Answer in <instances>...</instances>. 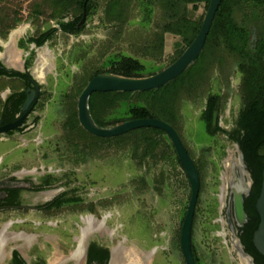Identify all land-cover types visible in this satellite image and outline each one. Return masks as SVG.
<instances>
[{"label": "rangeland", "instance_id": "obj_1", "mask_svg": "<svg viewBox=\"0 0 264 264\" xmlns=\"http://www.w3.org/2000/svg\"><path fill=\"white\" fill-rule=\"evenodd\" d=\"M108 1H95L97 12L82 36L69 37L59 31L52 42L43 48H34L31 73L37 78L34 71L40 55L50 52L45 77L37 79L41 83H49L54 89L52 92V87H49V97L43 101L38 116L32 117L39 118L34 128L10 137L0 135V180L18 176L37 186L41 180L52 176L62 183L43 192L25 190L21 195V208L0 212V234L7 224H11L10 232L37 235L30 247L32 252L29 249L26 253L33 255L34 251L42 255L46 263L56 264L78 248L77 239L87 228L83 218L90 216L97 223L104 222L106 231L94 229L89 243L99 242L111 250L116 244H122L139 256L137 264H186L180 238L190 191L186 172L176 160L161 157L142 161L135 158L130 150L113 148L81 163L64 139L66 113L63 100L66 94L71 93L75 79L83 75L84 69L95 70L93 66L98 67L105 58L119 54L142 60L149 69L164 68L170 62L178 40V37L167 36L164 58L153 60L145 53L146 45L154 39L159 21L157 8L154 7L150 13L148 4L151 0L127 3L128 22L122 27L106 20ZM52 11L47 0L0 1V12L11 15L10 18L21 19L6 37L1 35L0 28V45L5 48L11 38L16 50V43L25 33L26 37L31 34L38 36L48 27L57 28L58 19L53 18L57 10L54 8ZM203 13L202 7L195 17ZM20 30L25 33L12 37L13 32ZM0 53H5V49ZM2 60L7 62L5 58ZM212 77L211 91L220 92L222 97L218 111L221 127L232 132L237 128L242 108L244 76L229 63L223 66V70L215 69ZM52 82L58 85L54 86ZM206 104L205 94L199 100L185 99L180 112L183 143L203 171L195 242L205 264H241L237 253L233 252L231 238L227 236L226 240L221 235L222 220L224 217L227 219V210L222 215L220 210L224 163L229 158V150L236 149L238 145L226 135L213 137L207 133L202 122ZM54 191L59 193L48 199L43 196ZM62 194L68 198L82 197L85 203L60 212L37 210ZM92 205L94 209L89 210ZM15 245L11 244L8 251L14 250ZM68 264L76 263L71 261Z\"/></svg>", "mask_w": 264, "mask_h": 264}, {"label": "trees", "instance_id": "obj_2", "mask_svg": "<svg viewBox=\"0 0 264 264\" xmlns=\"http://www.w3.org/2000/svg\"><path fill=\"white\" fill-rule=\"evenodd\" d=\"M95 1L47 0V5L53 11L54 8L57 10L53 18L58 19V26L61 29L40 31L38 37L31 38L30 42L38 48L43 47L59 30L65 36L83 35L86 23L79 25L84 17V11L90 19L96 14ZM130 1L109 0L105 11L106 20L118 27L124 26L128 22L125 9ZM210 4L211 0H151L148 4L150 13H153L154 7L157 8L159 21L154 32V39L145 47L146 55L153 57V60L161 61L164 58L167 36L178 37L172 58L166 67L149 69L148 65L140 59L125 54L111 55L104 59L102 65L93 66L95 70L91 71L87 67L83 75L75 79V87L63 100V109L66 113L63 127L66 133L64 139L72 146V152L79 162L86 163L102 151L117 148L119 151L130 150L135 154V158H140L142 161L161 157L168 160L175 159L184 170L170 138L162 130L142 128L114 138H100L88 133L79 121L78 99L88 83L100 74L144 79L155 76L173 65L197 38ZM202 7L204 13L196 18L195 14ZM10 17L11 15L6 16L0 12V28L3 37H6L8 32L21 22L18 17ZM67 18H69L68 21H66ZM253 35L256 36V41L251 43ZM229 63H232L234 68H238L244 76L242 108L237 128L232 132H227L220 127L213 128L214 114L220 111L222 97L220 92L211 91L213 71L219 68L223 70V66ZM0 77L22 79L25 75L8 70L0 64ZM203 94L207 95L206 109L202 116L205 130L213 137L218 134L226 135L232 142L239 145L254 181L250 195L245 198L248 221L239 229V238L246 253L254 258L255 264H264V257L256 250L253 242L254 234L260 225L256 205L261 195L264 173V0H222L200 56L177 79L162 88L146 92L93 93L89 99V109L95 123L104 129L132 120L158 119L171 125L182 139L180 131L182 103L185 99L199 100ZM25 100V93L22 92L14 94L7 101L3 113L7 122L16 120ZM184 146L188 150L185 144ZM169 152L174 157L172 154L169 155ZM188 152L191 155L189 150ZM195 164L200 173L202 188L203 171L198 162L195 161ZM186 178L191 199V186L187 175ZM55 182L56 179L52 176H48L44 181L48 187ZM143 182L147 184V181ZM43 189L47 188L40 187L37 190ZM8 193L10 194L8 204L19 205V190H9ZM84 203L82 197L68 198L66 194H62L53 202L39 207V210H45V213L60 212L63 209L82 206ZM93 209L94 205L89 210ZM187 209L188 207L184 212L182 224ZM196 222L197 215H195L193 227L194 258L196 264H205L195 242ZM109 260L108 249L96 244L91 245L88 255L89 264H108Z\"/></svg>", "mask_w": 264, "mask_h": 264}, {"label": "water", "instance_id": "obj_3", "mask_svg": "<svg viewBox=\"0 0 264 264\" xmlns=\"http://www.w3.org/2000/svg\"><path fill=\"white\" fill-rule=\"evenodd\" d=\"M222 0H211L210 7L205 16L201 31L199 32L197 38L193 44L185 51V53L170 67L162 71L161 73L144 78V79H129L123 78L115 75L100 74L94 77L86 86L84 91L79 97L78 101V117L81 126L90 134L100 137V138H114L125 134H128L134 130L142 128H154L162 130L167 134V136L172 141L178 158L182 164L184 171L188 177L191 186V199L186 212V216L182 225L181 230V250L186 261V264H196L194 253H193V227L194 220L197 211V206L199 202L200 192H201V177L198 168L189 154L188 150L184 146L182 139L178 132L168 123L158 120V119H141L132 120L112 128L104 129L98 126L91 116L89 109V99L93 93L97 92H146L154 89L162 88L169 82L177 79L191 64H193L200 56L207 37L210 33L212 24L219 10ZM86 20L85 11L82 23ZM59 29H61L59 27ZM256 41V36L253 35L251 38V43ZM1 62V53H0ZM34 109L33 97L29 96L23 106L22 112L25 113L20 119L15 122H10L5 124L4 121L0 122V135H6L18 128H20L27 116ZM218 113L214 114V125H217ZM240 150L239 146H237ZM241 157L245 167L248 171L244 155L240 150ZM248 181L250 183L249 189L246 194L242 197L240 202V213L242 215V221L239 224L238 230L247 223L248 216L245 212V198L250 195L254 181L252 179L251 173L248 171ZM30 186L24 182H4L0 183V189H15V188H29ZM4 197V194H0V199ZM257 212L260 216V225L254 234V245L256 250L264 257V173H263V183L260 198L256 205ZM228 219L230 216L228 211L226 213ZM237 238L240 243L242 253L249 257L252 264H255L254 258L246 253L244 246L242 245L241 239ZM239 257V255L237 254ZM113 259V253L111 252L110 264ZM240 259V258H239ZM241 261V260H240Z\"/></svg>", "mask_w": 264, "mask_h": 264}, {"label": "flooded vegetation", "instance_id": "obj_4", "mask_svg": "<svg viewBox=\"0 0 264 264\" xmlns=\"http://www.w3.org/2000/svg\"><path fill=\"white\" fill-rule=\"evenodd\" d=\"M85 16H86V20H85V22L84 23H82V21H81V23H80V25L79 26H82V25H84L85 23H86V26H85V32L87 31L86 29H87V25H88V22L90 21V16H87L86 15V12H85ZM69 20V19H68ZM68 20H66V21H68ZM57 28L59 29V26H57ZM60 31V30H59ZM61 32V31H60ZM57 33H59V32H56L55 34H54V37H55V35L57 34ZM80 36H82V35H80ZM80 36H78V37H80ZM35 37H38V36H35ZM69 37H75V36H72V35H70ZM54 40V38L52 39V40H50V41H48L47 43H50V42H52ZM46 43V44H47ZM45 44V45H46ZM35 45V44H34ZM44 45V46H45ZM43 46V47H44ZM6 47H7V51H6V53L3 55V57L5 58V59H7V56H8V54H9V51L8 50H10V46L9 45H6ZM35 47H37L36 45H35ZM43 47H40V48H43ZM38 48V47H37ZM11 49H13L12 47H11ZM1 64V63H0ZM32 70V69H31ZM31 70H27L25 73H24V75H25V78H22L21 79V82H22V89H23V92L25 93V96H26V100H27V98L29 97V96H32L33 97V106H34V109L31 111V113L27 116V118H26V120H25V122H24V124L20 127V128H18V129H16V130H14V131H12V132H10V134H12L11 136H13V135H15V134H17V133H26L27 131H29V130H31L32 128H34L35 127V124H36V122H37V119H39L38 117H34V119H32V117L33 116H38L37 114L39 113V111L41 110V107H42V105H43V101L45 100V99H47L46 97H49V94H50V89H49V87L51 86L49 83H41L39 80H42V79H44V77H45V74L43 75L44 77H39L38 75H37V73L34 71V73H35V75L37 76V78L39 79H37L36 77H34V75L31 73ZM48 82V81H47ZM48 87V88H47ZM52 87V86H51ZM26 100H25V102H26ZM25 102H24V104H25ZM24 104H23V106H24ZM23 106H22V109H23ZM22 109H21V113L20 114H17V116H16V120H14V121H12V122H15V121H17L18 119H20L22 116H24L25 115V113L24 112H22ZM216 113H218V112H216ZM36 120V121H35ZM1 122V121H0ZM4 122H5V124H7V123H10V122H7V120H6V118H4ZM238 123V122H237ZM216 127H220L221 129H223L222 127H221V122H220V116H219V113H218V120H217V125H214L213 124V128L215 129ZM237 127V126H236ZM224 130V129H223ZM10 134L8 133V134H6L7 136H9L10 137ZM2 136V135H1ZM239 146V145H238ZM237 147V146H236ZM240 148V147H239ZM241 150V149H240ZM240 150L238 149V147L236 148V154H237V156L238 157H240ZM233 172H235V173H233ZM27 174V173H26ZM26 174H24V175H26ZM21 176H23V175H21ZM235 176H237V179H240V176H241V172H240V170L238 169V168H235L233 171L231 170L230 171V179H229V188H230V190H229V193H230V196L228 197V200H227V202H226V205H225V207L224 208H221L220 210H221V215H222V213L224 212V210H227L229 207H231L232 205H231V203L229 202V200H230V197H231V195H232V189H231V187H230V184H231V182H232V179H234L235 178ZM44 181H45V179L44 180H41V183L39 182V185H35V184H33V183H29V180L28 179H26V178H20V177H18V176H14V177H10V178H8V179H5V180H0V183H4V182H24V183H26L27 185H29L30 187L29 188H15V189H0V194H4V197L3 198H1L0 199V212L1 211H4V210H9V209H19V208H21V195H22V193L25 191V190H30V191H33V192H43V190H37V189H39L40 187H43V188H47V189H50V188H52V187H55L56 185H58V184H61L62 183V181L60 182H58L57 180H56V182L55 183H53L52 185H51V187H48L45 183H44ZM36 189V190H35ZM9 190H19V202H20V204L19 205H14V206H11V205H9L8 204V201H9V197H10V194L8 193V191ZM49 193V192H48ZM52 193H54L52 196H55L56 194H58L59 192L58 191H54V192H52ZM45 194L46 193H44L43 194V196H45ZM51 196V197H52ZM58 196H60V195H58ZM57 196V197H58ZM51 197H49V198H51ZM56 197V198H57ZM55 198V199H56ZM233 198V197H232ZM48 199V198H47ZM54 199V200H55ZM53 200V201H54ZM53 201H51V202H53ZM50 202V203H51ZM221 202V201H220ZM49 204V203H48ZM47 205V204H46ZM42 207H44V206H42ZM37 210H39V208L37 209ZM40 211H43V212H45V210H40ZM227 217V216H226ZM224 219H225V217H224ZM225 221H226V228L228 227V229H226L225 228V230H226V232L228 233V237H230V233L232 232V230H231V228H230V226H229V224H228V220L227 219H225ZM223 224V226H222V229H223V231H224V223H222ZM235 224V223H234ZM12 227V225L11 224H7L4 228H5V232H7V233H9V235H14V236H16V235H25V236H27V237H31V239H27V238H19V239H16V240H14V241H10L9 243H6L5 245H3V244H0V264H48V263H46L45 262V260H44V258H43V256L42 255H40V254H37V253H35L34 251H33V255H30V254H32V253H30V254H28V253H26L27 252V250H29L30 249V251L32 252V249L30 248L32 245H33V242L37 239V235H34V234H27L26 232H20V233H16V232H10V228ZM236 227V226H235ZM4 230V229H3ZM3 230L1 231V234H2V232H3ZM1 234H0V238H1ZM224 237V236H223ZM228 237H225V238H228ZM227 240V239H226ZM15 242V243H14ZM11 244H16L14 247H15V249L14 250H12V251H8V247L11 245ZM92 244H96L97 246H99V247H101V248H104V249H108L109 251H110V257H111V252L113 253V248H112V250L110 249V248H108V247H106V246H104L103 244H101V243H99V242H92V243H87V247H86V251H85V255H84V259H83V263L82 264H89V262H88V255H89V249H90V247H91V245ZM24 248V249H23ZM25 250V251H24ZM235 252V251H234ZM17 253V255H15ZM66 257H70V256H66ZM113 260V259H112ZM71 261H74V260H69L66 264H68L69 262H71ZM75 262V261H74ZM112 263V262H111ZM93 264H97V263H93ZM108 264H110V260H109V263Z\"/></svg>", "mask_w": 264, "mask_h": 264}, {"label": "bare ground", "instance_id": "obj_5", "mask_svg": "<svg viewBox=\"0 0 264 264\" xmlns=\"http://www.w3.org/2000/svg\"><path fill=\"white\" fill-rule=\"evenodd\" d=\"M22 31L23 30L13 32L12 37L20 35ZM8 51H9V54L6 59L7 61L6 63L8 64V66L12 68L19 69L22 64L19 54L17 53L16 50H13L11 48ZM49 53L50 52L47 51V53L40 55V59L35 68V72L37 73L39 77H44L43 75L45 74L46 67L48 65L47 55H50ZM224 168H225L224 169L225 171L223 173V186H222V191L220 194L222 208L225 207L228 197L230 196V193H229L230 171L231 170L233 171L235 168H238L241 172L240 179H237V176H235V178L232 179V182L230 184V187L232 189V195L230 197L229 202L231 203L232 206L227 209L228 214L230 216V219H228V216H227V219H228V224L232 230V232L230 233V238H231L230 241L232 243L233 252L235 251L239 255V258H240L239 260H241L240 261L241 264H252L250 258L245 256L242 253L240 243L237 238L238 227L242 221V215L240 213V202H241L242 197L246 194L247 190L249 189L250 183L248 181L249 174L245 167V164L243 163L241 153H240V157H238L236 154L235 148L234 149L232 148L229 150V158L225 161ZM53 194L54 193L52 192L46 193L45 197L49 198ZM83 222L87 224V228L83 229L82 236L77 239V242L79 244L78 248L74 252L71 253L70 257H64L62 258L60 262L57 261L56 264H66L69 260H74L76 264H82L91 232L94 229H97L98 231L99 230L106 231L105 223L104 222L97 223V220L94 217L87 216V218H83ZM222 222L224 223V231L221 232V235L224 237H227L228 233L225 230L226 221L224 218ZM103 235H104V232H103ZM19 238L31 239V237L29 238L25 235H16V236L9 235V233L5 232V228H4L1 234L0 244L5 245L6 243H9L10 241H14ZM116 245L113 247V260L111 264H137L138 263L139 256H137L132 249L126 248L122 244H118L117 246Z\"/></svg>", "mask_w": 264, "mask_h": 264}, {"label": "crops", "instance_id": "obj_6", "mask_svg": "<svg viewBox=\"0 0 264 264\" xmlns=\"http://www.w3.org/2000/svg\"><path fill=\"white\" fill-rule=\"evenodd\" d=\"M56 28V27H55ZM54 29L53 27H48L46 30L43 32H47ZM31 32V31H30ZM23 33V31H22ZM25 33V32H24ZM23 33V34H24ZM25 33L23 36L20 37L18 42L16 43V51L19 54L20 60H21V67L19 69L9 67L2 59L4 58L3 55L7 51L6 45H9L10 48L12 47L13 50H15V46L13 47L14 41L11 40V38L8 40V42L5 44V48L3 46L0 47V52L5 49V53H1V64L4 68L8 70H14L17 72H20L24 74L27 70L32 69V64H33V59H34V48L35 45L30 42L31 38H34L35 36L27 35L26 37ZM22 35V34H20ZM4 48V49H3ZM23 60V61H22ZM52 85L57 86L58 83H53ZM2 87V88H1ZM4 88V90H2ZM22 82L21 79L17 78H9V77H0V121H4V112L6 109V103L11 97L16 94V93H22ZM54 87H52V92H53ZM64 93L66 91H63ZM63 93V96H64Z\"/></svg>", "mask_w": 264, "mask_h": 264}]
</instances>
